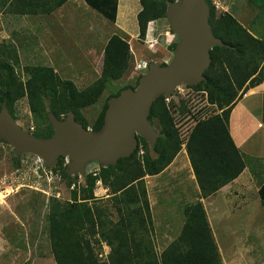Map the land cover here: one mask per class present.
Returning a JSON list of instances; mask_svg holds the SVG:
<instances>
[{"label": "trees", "instance_id": "trees-1", "mask_svg": "<svg viewBox=\"0 0 264 264\" xmlns=\"http://www.w3.org/2000/svg\"><path fill=\"white\" fill-rule=\"evenodd\" d=\"M65 1L56 0L54 6L47 11H52ZM85 1L108 20H116L118 0ZM169 1L174 0H139L141 8L136 19L140 38H144L150 21L167 17L165 11ZM206 1L210 7L208 21L211 30L221 38L223 44L210 49L211 62L204 71L206 80L192 86L202 85L208 91L210 102L217 103L222 111L199 118L190 127L184 144L202 198L214 194L238 177L245 168L244 155L229 132V114L239 98V90L241 97L248 89L264 82V40L250 33L229 12L216 14L210 0ZM248 1L264 12V0ZM175 44L174 42L173 48ZM130 60L129 42L119 34H112L103 48L99 77L81 90L72 81L61 79L51 66L31 68L29 77L21 82L15 80L13 75L3 80L0 65V109L5 104L13 116L14 101L26 96L32 113L42 116L44 98H48L49 111L57 118H63L69 111H73L75 119L88 128L81 108L96 101L107 81L121 78ZM165 63L160 62L161 65ZM164 95L157 97L148 115L152 125L156 118L162 124L161 135L151 146L157 152L156 157L146 155L144 159H139L136 156L138 144L129 157L120 158L115 164H101L99 172L88 174L82 198L78 199L74 195L70 202L57 199L51 201L47 230L56 264H223L200 200L185 206V221L179 235L159 256L145 243V239L138 238L136 230L151 223L143 177L162 171L171 163L182 145L171 120L172 116L170 117L168 107L163 102ZM106 107L107 103L91 130L97 131L102 127ZM203 109L193 116L206 113ZM46 120L48 132H32L35 136L46 138L52 135L53 128L47 114ZM137 139L138 143L141 141L147 145L144 137L137 135ZM61 158L62 156H58L56 161ZM97 180L105 183L114 194V207L118 216L114 222L110 219L107 208L90 203ZM257 192L264 211V180ZM101 241H105L110 248L106 259L100 258L96 248Z\"/></svg>", "mask_w": 264, "mask_h": 264}, {"label": "rangeland", "instance_id": "rangeland-1", "mask_svg": "<svg viewBox=\"0 0 264 264\" xmlns=\"http://www.w3.org/2000/svg\"><path fill=\"white\" fill-rule=\"evenodd\" d=\"M210 4L216 14L229 12L250 33L264 40V12L256 5L248 0H210ZM140 6L139 0H119L118 22L123 26L122 31L110 23L111 25L105 28L104 38L99 41L100 43L98 42V46L95 45L94 49L90 50L89 56H83L76 51L78 56L73 55L69 64H65L69 59L68 61L63 58L56 59V50H35L32 41L29 40L32 34L16 31V26L5 23V19L0 16V65L3 80L13 75L15 80L24 82L29 77L31 68L45 65L53 67L61 79L72 81L75 87L81 90L100 75L103 39L114 33L123 36L130 45L131 65L129 64L121 78L106 82L103 91L94 103L81 108L83 119L91 129L104 105L114 93L127 86L135 88L138 86V79L142 74H140L135 58L141 56L151 63L155 60L159 61V57L164 56V52L154 49L153 46L155 47L158 42L163 44L165 29L171 31L169 19L164 17L153 24L150 23V26L148 24L144 38H140L136 19V12ZM173 44L168 47L170 53L166 62L173 57L175 48ZM154 51L156 52L153 53ZM58 60L62 64L57 63ZM142 61L138 63L141 64ZM145 71L146 69L141 73ZM179 86L172 96L165 94L163 102L168 107L170 117L172 116L171 120L179 133L182 145L171 163L162 171L154 175L146 174L143 177L151 223L136 230L138 238L145 239V243L154 250L156 256H159L163 249L179 235L185 221V206L200 200L207 218L209 217L208 207L216 206L215 214L219 218V225L215 227L211 225L213 233H218L219 230L224 231V224L228 221H235L236 218L238 220L240 218L249 219L248 227L245 220H241L245 223V229L249 230V241L255 245L258 240L257 227L263 230L264 222V211L257 192L260 183L264 180V162L248 153L251 150L264 149V128L258 130L246 142L244 148L247 151H243L247 154L242 152L249 163L257 160L260 165L259 171L253 174L254 163L249 165L250 172H245L240 181L232 186L226 193L224 201L221 195L202 198L198 185L193 179L190 162L182 159L185 139L195 120L217 113V110H220V113L222 109L217 103L210 102L208 91L202 85L191 86L190 90H187L188 87L185 85ZM184 91H186L185 95H183ZM240 95L241 90L238 91L237 97ZM243 98L245 103H251L256 107L261 95L256 92ZM205 100L211 104L208 107L209 111L193 118L192 108L200 106ZM12 111L14 119L24 129L31 133L48 132L46 120V114L48 115L49 112L48 98H44L42 116L32 113L26 96L14 101ZM255 114L259 116L257 111ZM153 127L160 136L162 124L158 118L154 119ZM138 144L136 156L139 159H144L146 155L151 158L157 156V152L151 148L154 144L151 145L148 141L147 145L141 141ZM67 162L68 158L62 156L53 166L45 167L39 156L32 153L17 154L12 145L6 141H0V264H56L47 230L49 205L53 199L70 202L74 195L78 199L82 198L85 194L84 188L87 186L86 176L99 172L101 165L98 162H89L85 174H68ZM113 195L105 183L97 180L93 187L94 197L90 203L100 208H107L110 212L109 217L114 222L118 216L114 207ZM217 239L216 241L221 244L222 252L225 254L224 244L228 245L227 240L221 234L217 235ZM96 248L100 258L106 259L110 248L105 241H101Z\"/></svg>", "mask_w": 264, "mask_h": 264}, {"label": "water", "instance_id": "water-1", "mask_svg": "<svg viewBox=\"0 0 264 264\" xmlns=\"http://www.w3.org/2000/svg\"><path fill=\"white\" fill-rule=\"evenodd\" d=\"M165 15L177 38L172 59L164 65L149 63L136 88L125 87L112 95L99 130L85 128L73 111L60 119L49 111L53 133L46 138L37 137L21 127L3 104L0 139L12 145L17 154L39 156L45 167L53 166L58 156L67 157V173L81 175L86 173L89 162L107 165L129 157L138 146L137 135L153 145L159 136L148 120L153 102L161 94H174L179 85L205 81L210 49L223 44L211 30L206 0L169 1Z\"/></svg>", "mask_w": 264, "mask_h": 264}, {"label": "crops", "instance_id": "crops-1", "mask_svg": "<svg viewBox=\"0 0 264 264\" xmlns=\"http://www.w3.org/2000/svg\"><path fill=\"white\" fill-rule=\"evenodd\" d=\"M55 2L56 0H0V16H2V19H5V23L11 26H16V31L32 34V38H29V40L32 41L35 50H56V59L60 60V58H63L67 59V61L69 59L65 64L71 62L70 58L73 57V55L78 56L76 51H79L83 56L88 57L90 50L94 49L95 45L98 46L100 43L99 41L104 38L105 28L111 25L110 23L122 31L121 27L123 26L118 22L120 11L119 0L116 20L114 22L108 20L105 16L91 7L85 0H66L62 5L55 6L52 11H47L54 6ZM140 8L141 6L139 9ZM155 21L157 20L150 21L148 23L149 26ZM111 35H109V37ZM164 36L163 44L158 42L155 47L153 46L154 49L164 52V56H160L161 58L159 57V61L155 60L157 63L166 62L170 53L168 47L177 41L174 33L166 31V29L164 30ZM109 37L103 39L102 52ZM59 60L56 62L62 64ZM135 60L138 64L139 61L145 59L140 56L138 58L136 57ZM256 92H259L261 95L258 106L254 107L251 103H245L243 101V97ZM256 111L259 113V116L255 114ZM249 125L253 126L249 127ZM263 128L264 82H261L248 89L247 92L239 97L234 103L229 114V132L239 150L244 154H247L243 151L246 150L244 148L246 142L253 137L258 130L260 131ZM183 153L182 159H187L189 163L185 149ZM248 155L257 158L259 161L262 159V162H264V149L257 151L251 150ZM244 160L245 168L239 176L222 186L214 194L210 195V197L221 195L220 197L224 201L226 193L232 188V186L240 181L245 172H250L249 165L252 163H254L255 167L252 169V172H254L253 174L259 171L260 165L257 163V160L256 162L252 161L251 163H249L245 157ZM262 162L260 164H262ZM192 175L195 180L194 174ZM215 209L216 206L213 207V205L208 207L210 227L211 225L212 227L219 225V218L215 214ZM241 219L243 218H240V220L236 218L235 221L226 222L224 224V231L219 230L217 231L218 233H213L211 228L221 259L225 264H264V222L263 230H260L257 227V244L252 245V242H250L248 238L249 230L247 231L245 229V223L243 222L245 219ZM220 221L222 222V219ZM247 221H249V219L245 220L246 226L248 227ZM220 234L223 235L228 243L227 246L224 244L225 254L222 252L223 247L221 244L216 241L217 235Z\"/></svg>", "mask_w": 264, "mask_h": 264}, {"label": "built area", "instance_id": "built-area-1", "mask_svg": "<svg viewBox=\"0 0 264 264\" xmlns=\"http://www.w3.org/2000/svg\"><path fill=\"white\" fill-rule=\"evenodd\" d=\"M147 66H148V62H146V61H142V63L141 64H137V67H138V69H139V71H140V73H141V71L142 70H144V69H147ZM142 74V73H141ZM180 86H178L177 87V89L179 88ZM190 88V87H189ZM187 89V90H190V89ZM177 89L175 90V92L177 91ZM186 94V91H184V93H183V95H185ZM169 95V94H168ZM173 94H171V95H169V96H172ZM185 98V100H186V96L184 97ZM211 104L207 101V100H205L204 102H203V104H201L200 106H197V107H193L192 108V110H191V115H193V114H195L196 112H198V110H200L201 108H204L203 109V111H209V109H208V107L210 106ZM219 111L220 110H217V113H219ZM201 114H203V113H201ZM215 114V113H214ZM197 117V116H196ZM193 118H195L194 116H193ZM201 118H204V116L203 117H201ZM197 120H195V122H196ZM187 138V137H186ZM185 141H186V139H185Z\"/></svg>", "mask_w": 264, "mask_h": 264}]
</instances>
